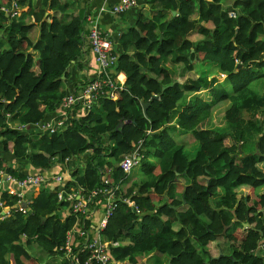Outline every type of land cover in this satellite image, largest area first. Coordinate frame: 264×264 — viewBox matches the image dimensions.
I'll return each mask as SVG.
<instances>
[{"label":"trees","instance_id":"trees-1","mask_svg":"<svg viewBox=\"0 0 264 264\" xmlns=\"http://www.w3.org/2000/svg\"><path fill=\"white\" fill-rule=\"evenodd\" d=\"M4 5L30 6L34 21L0 12L1 170L27 175L7 156L38 171L88 153L84 171L74 170L64 186L88 197L106 186L102 177L110 166L119 201L100 238L119 242L110 247L113 261L140 264L139 255L156 251L166 264H264V192H257L264 187V93L250 87L264 77V0H153L119 39L112 73L126 80L116 98L99 97L53 134L23 126L46 119L70 92L69 67H84L87 15L80 8L75 13L74 0H0ZM47 7L51 21L44 19ZM196 35L202 39L193 40ZM166 61L183 77H196L176 80ZM203 63L227 73L232 93L216 85L219 77L202 70ZM227 102V126L211 127L213 107ZM173 127L198 142L196 154L169 132ZM136 149L140 182L110 161ZM181 177L189 183L181 195L171 194ZM58 189H38L30 210L12 209L0 220V264H40L28 250L33 242L48 252L46 264H84L89 251L79 252V263L67 255V236L78 218L70 213L61 219L58 212L70 204L58 200ZM2 198L8 207L18 202L7 192ZM84 228L90 234L89 221ZM83 244L85 236L73 252Z\"/></svg>","mask_w":264,"mask_h":264},{"label":"crops","instance_id":"crops-1","mask_svg":"<svg viewBox=\"0 0 264 264\" xmlns=\"http://www.w3.org/2000/svg\"><path fill=\"white\" fill-rule=\"evenodd\" d=\"M152 1L153 0H138V3L136 4V6L129 12L125 13V14H114L110 11V9L119 2V0H74V7H75V13L80 9H84L86 15H92L93 17H95L97 19V23L99 25V27L101 28V30L106 33L112 40L113 42V47H114V51L116 50L117 52H119L121 50V43H120V37L122 35V33L125 31V29L131 27V26H136L137 25V21L140 15V11L142 9H146L149 10L150 6L152 5ZM40 4V2H39ZM38 5L37 1H34L32 6H36ZM6 10V16L13 18L15 16H20L24 19V21L26 23H32L34 21V15L29 11V9L31 8L30 6H18V7H12V8H7L5 5ZM54 12L51 9H46V15L44 17V19L51 21V18L48 17L49 14H53ZM43 19V20H44ZM87 24V23H86ZM39 33V29L35 27V29H33L32 33H31V37L33 39L37 38ZM201 40V36H194L193 40ZM192 51H194V49H192ZM84 52H85V58L83 61L84 67L82 69H79L78 66L76 65V63L74 65H72L71 67H69L68 72H69V76L66 79L67 82V89L70 92H74V91H80L82 86H84L88 81L93 80L95 78H97L98 73H99V65L95 59V55L91 49V44L89 41V37H88V24H87V35H86V40H85V44H84ZM199 60V59H198ZM164 65L166 66V68H168L173 76L175 77L176 80L180 81V82H184L188 77L193 78L196 77L195 75L191 76V74H189L188 76L186 75L185 77H187L185 80H183V76L182 74H180V72L182 73L183 70L180 69V67H178L179 69H175L170 62L166 61L164 63ZM203 65H209V63H203ZM206 71H210L209 69L205 68ZM118 80L120 82H122L123 86L126 80V76L124 73H118ZM219 77V80L217 81V84H221L222 87L224 89H227V91H229L228 93H232V87L231 84L227 81V73H223L220 72L217 69V75ZM223 77V78H221ZM257 89V88H256ZM260 90V89H258ZM264 93V92H262ZM193 97V93H189L188 94V100L190 98ZM226 104V103H225ZM222 105L217 104L213 107L212 109V115L214 114H218L219 112H222ZM229 105V102H227V106L225 107L227 109ZM62 110V106L61 104H58L57 107L55 108V111L49 113L47 115V118L44 120H53L55 119L61 112ZM83 109H78L77 111V115H81L83 114ZM223 119V122H221L219 124V127H224L227 125V121ZM213 121V122H212ZM211 121V127L215 126L214 125V120ZM172 124H168V126H171ZM217 125V124H216ZM216 127V126H215ZM24 129H32L35 133H38L40 130L37 127V125H33V126H25ZM172 130H174L175 133V137L177 138L179 143H187L188 140V136L186 133H182L180 132L178 129H176L175 131V127L172 128ZM189 151V150H188ZM91 152V150H90ZM190 153V152H189ZM87 156L88 153L82 154L80 157L77 158H73V159H69L65 162H57L56 164H53V166L48 169V170H38L35 171L36 169L33 168L30 165L27 164H22V162H19V160L11 157V156H7V160L8 163L11 164L12 166L15 167H19L21 168L25 173H27V175H35V174H42L45 177H55V176H63L66 181L69 180H74L73 177V171L76 169H79L81 172L84 171L86 165H87ZM111 159V158H110ZM109 159V160H110ZM113 162V165H119L121 166V161L120 162H115L114 159L110 160ZM139 164V163H138ZM136 165L135 167L139 168V165ZM105 175H103L102 179L103 182L107 181L109 182L111 185H116L117 182L115 181L113 174H112V170L110 168V166H105ZM134 167V168H135ZM134 168L132 171L131 176L133 179L136 178V180L138 182L142 181L144 179V174L143 177L141 179H139L135 172H134ZM1 170V169H0ZM160 169H156V173H159ZM9 174V173H8ZM7 174L4 173L3 171H0V177H2V180H4L3 183L0 184V215H1V219L0 220H4L5 218L9 217L11 214V211L9 210L8 206H5V200L2 198V194L3 192H7L9 194L12 195V192L15 191H22L25 194V199L24 202H26L27 199H30V202L32 201V198L34 196H36L37 192L39 191L38 189L44 187H36V186H32V187H28V188H19L18 187V183L16 182H9L8 178L6 176ZM15 177V176H14ZM189 183L188 179L185 177H181L175 184L174 189L171 191V194L174 192V194L176 196L181 195L184 187ZM59 185L58 184H47V186L45 185V188H48L49 190H54V189H58ZM264 192V187H261L260 191H258V193H263ZM241 193L238 195V197H241ZM165 198L168 199V195H165ZM28 204L27 207L21 206L26 210H30V203ZM18 203V202H17ZM20 207V209H21ZM105 208H106V203L104 200H101L99 203L95 204V205H91L89 207V212H88V219H89V229H90V234L88 233V235H92L93 237L96 236V228L98 227V225H100L104 213H105ZM59 215L61 217L62 220H64L66 217H68L70 215V209L69 208H64L61 209L59 212ZM77 225L78 222L75 223L74 227L71 230V234H72V242L74 241L73 245L75 246V244H77V239L83 238V236H81L78 233V229H77ZM88 229V228H87ZM86 230V232H88V230ZM76 240V243H75ZM34 244L36 245L35 242H33V246ZM38 244V243H37ZM32 245L29 246V252L32 253ZM39 245V244H38ZM40 246V245H39ZM38 248L35 249V254L34 256H38L37 258H39L41 261H43L46 258V255L48 254V252L42 247L40 246ZM44 249H42V248ZM224 248H228V245H226V243L223 244ZM46 251V252H45ZM33 254V253H32ZM140 257V264H166L167 263V257L161 254H158L156 251H152L151 253H145L142 255H139ZM10 258V253L8 254V259ZM115 264H123V262H119V261H115Z\"/></svg>","mask_w":264,"mask_h":264},{"label":"built area","instance_id":"built-area-1","mask_svg":"<svg viewBox=\"0 0 264 264\" xmlns=\"http://www.w3.org/2000/svg\"><path fill=\"white\" fill-rule=\"evenodd\" d=\"M137 3L138 0H119V2L115 4L110 11L114 14H123L133 9ZM4 10H6L5 5L0 6V12ZM233 13L234 12H231L232 15ZM86 21L88 24V37L91 49L99 65L98 76L97 78L88 81L84 86H82L80 91L67 93L60 102L62 110L55 119L43 120L36 123L35 125H37L40 130L39 132L41 133L49 132L53 134L64 129L71 117L77 115L78 109H83V112L91 110L99 97L109 96L111 98H116L115 91L119 88H123L122 82L118 80V75L114 76L112 73V69L117 63V54L114 51L111 38L101 30L95 17L88 15L86 17ZM24 127L25 126H23V128ZM139 159L138 149L131 154L124 156L121 161V167L127 176L132 174L133 168L138 164ZM6 174L8 181L18 183L17 185L21 189L32 186L45 187L47 184H58L60 186V189L57 190L58 200L60 202H69L70 213H73L74 215L77 214V231L81 236H85V244H83L81 248L74 253V242H72L71 231L68 233V239L65 246L68 257L79 263V252L89 251V256L86 258L84 264H93L94 261L98 264H115L110 247L117 246L119 242H104L101 241L100 237L102 230L105 228L109 218L113 215L115 208L117 207L119 199L117 198L116 192L119 189V186H113L109 182L104 181L106 184L105 187H99L98 189L93 190L88 197H84L75 189V187H71L68 190L65 189V178L61 175L50 178L47 176L45 177L42 174H35L26 175L23 178H17L11 174ZM3 182L4 180L0 177V184ZM12 195L17 196L18 203L22 204L24 202L25 194L22 191L12 192ZM98 196H104L103 200L106 203V208L100 225H98L95 229L97 235L93 237L92 235H88L84 225L87 221H89V207L93 202H96L95 200ZM100 201L101 200H98L96 204ZM125 201H127L130 206L134 207L136 212H140V208L137 207L134 202L127 199ZM26 202L29 204L30 199H27ZM21 209L24 208L21 207ZM263 247L264 242L261 244V248Z\"/></svg>","mask_w":264,"mask_h":264},{"label":"rangeland","instance_id":"rangeland-1","mask_svg":"<svg viewBox=\"0 0 264 264\" xmlns=\"http://www.w3.org/2000/svg\"><path fill=\"white\" fill-rule=\"evenodd\" d=\"M231 1V0H230ZM198 67V66H197ZM199 68V67H198ZM205 68H207V69H209L210 70V72L211 73H214V74H216L217 75V69H216V67H214V66H212V65H203L202 64V70H204L205 71ZM189 74H191V73H188V74H186L187 76L189 75ZM196 74V73H195ZM194 76V73L193 74H191V76ZM187 77H183V80H185ZM221 78H223V77H221ZM250 87L252 88V89H256V90H258V89H260V90H258L260 93H262V92H264V77H262V78H260V79H258V80H256V81H254V82H252L251 83V85H250ZM220 106H222V109H223V111L222 112H219L218 114H214V115H212V119L211 120H214V125L216 126V127H219V124L221 123V122H223V119L222 118H225V111H226V106H227V103L225 104V103H222V105H220ZM248 112V111H247ZM250 113V112H249ZM251 116V115H250ZM246 117H249V115L248 114H246ZM213 122V121H212ZM217 124V125H216ZM222 124V123H221ZM227 126V125H226ZM171 134L173 133V130H170L169 131ZM174 135H175V133H173ZM190 140V141H189ZM187 142H188V144H185V145H187V149L189 150V152H190V154L191 155H194V154H196V152L198 151V149H199V144H198V142L195 140V139H193V138H188V140H187ZM159 169V168H158ZM134 172H135V174H136V176L139 178V179H141L142 177H143V174H142V172L140 171V167L138 168V167H135L134 168ZM260 189H261V187L260 188H258L257 189V192L258 191H260ZM221 240V242H226L224 239H220ZM38 244L36 243V245L34 244V246L32 245V253L33 254H35V249L36 248H38ZM40 247V246H39ZM42 248V247H41ZM43 249V248H42ZM44 250V249H43ZM46 252V251H45ZM38 257V256H37ZM39 259V258H38ZM40 260V259H39ZM48 262H50V256H49V254H47L46 255V258L43 260V261H41L40 260V264H46V263H48Z\"/></svg>","mask_w":264,"mask_h":264},{"label":"water","instance_id":"water-1","mask_svg":"<svg viewBox=\"0 0 264 264\" xmlns=\"http://www.w3.org/2000/svg\"><path fill=\"white\" fill-rule=\"evenodd\" d=\"M174 14H176V11H173ZM65 77V75H63V78ZM167 86H163L162 87V90H165ZM153 98H159V95H154ZM151 103L150 102H147V103H143V108H144V111L146 112L148 106L150 105ZM125 123L124 120H121L120 123H119V126L118 127H121L123 126V124ZM80 192H82V190H80ZM21 206H24V207H27L28 204L27 202H23L22 204L20 203H16L15 205H13L12 207H9V210L11 211L12 209H17V208H20ZM44 219H46V217H44ZM247 225V224H246Z\"/></svg>","mask_w":264,"mask_h":264}]
</instances>
